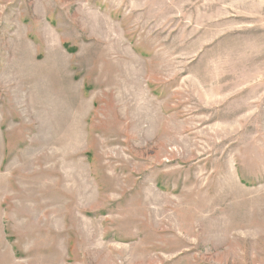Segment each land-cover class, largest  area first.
Listing matches in <instances>:
<instances>
[{
	"label": "rangeland",
	"instance_id": "374dc122",
	"mask_svg": "<svg viewBox=\"0 0 264 264\" xmlns=\"http://www.w3.org/2000/svg\"><path fill=\"white\" fill-rule=\"evenodd\" d=\"M0 264H264V0H0Z\"/></svg>",
	"mask_w": 264,
	"mask_h": 264
}]
</instances>
